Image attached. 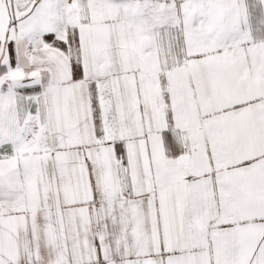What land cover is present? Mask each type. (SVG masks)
Segmentation results:
<instances>
[{
    "label": "snow or ice",
    "instance_id": "snow-or-ice-1",
    "mask_svg": "<svg viewBox=\"0 0 264 264\" xmlns=\"http://www.w3.org/2000/svg\"><path fill=\"white\" fill-rule=\"evenodd\" d=\"M0 264H264V0H0Z\"/></svg>",
    "mask_w": 264,
    "mask_h": 264
}]
</instances>
